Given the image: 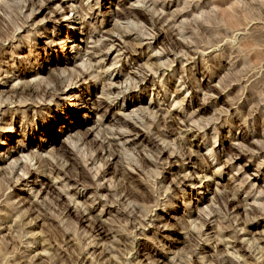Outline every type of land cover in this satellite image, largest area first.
Instances as JSON below:
<instances>
[{"label":"rangeland","instance_id":"1","mask_svg":"<svg viewBox=\"0 0 264 264\" xmlns=\"http://www.w3.org/2000/svg\"><path fill=\"white\" fill-rule=\"evenodd\" d=\"M46 2L0 0V264H264V0ZM58 76L57 98L14 92ZM123 173L146 194L125 197Z\"/></svg>","mask_w":264,"mask_h":264},{"label":"bare ground","instance_id":"2","mask_svg":"<svg viewBox=\"0 0 264 264\" xmlns=\"http://www.w3.org/2000/svg\"><path fill=\"white\" fill-rule=\"evenodd\" d=\"M51 2H53V0H47V2L46 3H51ZM147 6V5H146ZM134 8V7H133ZM133 9H131V10H127V8L125 9V11H122V14H125V15H127V17L130 15V14H132V11ZM120 12V11H119ZM118 12V13H119ZM28 17V16H27ZM156 21V23H158V21L157 20H155ZM155 23V24H156ZM123 35H121L120 37H122ZM119 36H116V40H120L121 41V38H120ZM114 41V40H113ZM115 43V42H114ZM173 45H174V47L176 46V44H177V42H175V41H173V42H171ZM171 45V44H170ZM93 50L92 51H90V53L88 54V56H89V58L90 59H92L93 57H96L97 55H99L98 53H99V51L101 50L99 47H97V46H94L93 48H92ZM190 51L191 52H193V56H195L194 54L196 53V51L195 50H192V49H190ZM108 52V51H107ZM104 54V53H103ZM191 55V54H190ZM86 67V66H85ZM80 75H82V74H80ZM147 76L148 75H146V76H144L142 79L143 80H146L147 79ZM86 77V76H85ZM52 82H53V86H51V83H49L48 85H43V84H37V85H33V84H30V83H26V85H22L21 87L19 86H15V93L16 92H18V93H21L23 96H28V95H30V97H31V95H33V94H35L36 92H40V90H41V92H43L44 93V95H50L52 98H57L58 96H60V94L64 91V89H63V79L60 77V76H58L57 78H55L54 80H52ZM73 83V82H72ZM79 83V82H78ZM82 83H85V82H82ZM142 83V82H141ZM74 84V83H73ZM115 83H113V82H109V94H116V95H118L119 94V92H120V90H121V88H119V86H113ZM112 86L113 87H116L117 88V90H118V92H116V91H112ZM73 87V86H72ZM76 87V86H75ZM20 94V95H21ZM108 94V93H107ZM108 94V95H109ZM107 102H109L108 101V99L105 97V98H103V99H94V104H95V106H96V109L97 110H104V108L106 107L105 106V104ZM110 103V102H109ZM34 104V103H33ZM111 106V105H110ZM201 109H204V107L203 108H201ZM106 111H107V109H105ZM112 110V109H111ZM109 111V110H108ZM107 113V112H106ZM105 113V114H106ZM85 115V114H84ZM161 115V114H160ZM141 118H143V117H141ZM162 118V117H161ZM85 119H87V115H85ZM114 119V118H113ZM158 119H160V117H158ZM130 120V119H129ZM129 122V121H128ZM127 122V123H128ZM132 122H134V121H132ZM137 122V121H136ZM167 122H169V121H167ZM135 124V126H137L136 125V123H134ZM169 124V123H168ZM130 125V124H129ZM170 125V124H169ZM171 125L173 126V123H171ZM170 125V126H171ZM70 128L73 126V123H69V125H68ZM131 128H132V126H131ZM136 129V128H135ZM134 130V129H133ZM129 132V131H128ZM132 131L130 130V134H132L131 133ZM135 133V132H134ZM1 134H3V131H0V135ZM26 134H27V132H26ZM118 134L119 135H124L125 133H123V132H118ZM135 135H136V133H135ZM148 135V139H149V143H152V144H154L155 143V140L154 139H152L153 138V136L152 135H150L149 133L147 134ZM152 137V138H151ZM72 138V135L70 134V135H68V137H67V139H71ZM113 139H115V138H112V137H110V136H107V135H105V136H102L101 137V139H100V142H101V145H102V148H101V152H103L104 150H108L109 148H111V149H109V151L110 150H114V151H112V153H116L117 152V144L118 143H116V141H114ZM71 144L73 143V146L74 147H76L75 146V144H74V142H73V140H70L69 141ZM31 143V142H30ZM29 143H27V145H28ZM20 147V146H19ZM23 146L21 145V148H22ZM166 146L164 147V149L162 150V152H164V151H166ZM14 152H17V148L16 149H14ZM110 153H111V151H110ZM172 155V154H171ZM116 157H119V154L117 153L116 154ZM121 157V156H120ZM77 158V157H76ZM79 158V157H78ZM147 159H149V158H147ZM143 160L145 161V157L143 158ZM77 161H79V160H77ZM85 161H87L86 159H85ZM37 162H40V164L41 163H43L44 165H42V166H47V167H49V169H50V171L52 172V173H55V172H59V171H61V172H64L65 173V177H67L68 179H70V180H72L73 181V183L77 186V188L79 187V186H81V187H84V188H86V189H90V190H94L96 193H99V192H101L102 190H115V189H113L111 186H103V185H101L100 183H98V182H93L92 180H91V177L90 176H87L85 173H84V171H83V168H81L82 166H80L78 163H76L77 164V166H78V169L77 168H75L73 171H72V173L70 174L69 173V171H67L66 169H63L62 167H60L59 166V164L58 163H56L54 160H51V159H47V158H42V155L40 156V158H39V160H37ZM71 162H73V161H71ZM88 162V161H87ZM159 162V164H160V161H158ZM169 163H171V161L169 162ZM83 164V163H82ZM71 165H73L72 163H71ZM86 166V165H85ZM160 166V165H159ZM32 166L30 165V163L29 164H27L26 163V174H30V175H32V177L34 176V174H35V171L33 170V168H31ZM73 167V166H72ZM100 168V169H99ZM98 168V171H97V174L100 172V176L103 174V173H105V171H106V168L104 167V165L102 166V168L101 167H99ZM47 169V168H46ZM85 169V168H84ZM219 171V170H218ZM60 173V172H59ZM96 174V175H97ZM123 174H125L124 176H126V178L127 179H129V184H127V183H124L123 184V191H125V197H127V198H130V197H137L138 196V193L136 194V189H135V187H137V189L139 190V186H137L136 184H133V182L132 181H130L131 180V176H130V178H129V176L126 174V173H123ZM47 177V176H46ZM57 177V176H56ZM90 177V178H89ZM12 178V177H11ZM11 178H7V184H9V185H13L14 183H13V180L11 179ZM48 178V180L49 181H45V180H43V182L41 183L42 185L43 184H46V187L48 188V190H49V184L51 185V182H52V180L54 181V177L53 176H48L47 177ZM58 178V177H57ZM6 179V178H5ZM124 179V178H123ZM197 179V178H196ZM202 179L203 178H201V179H198V182H202ZM132 180H133V178H132ZM16 181V180H15ZM19 180H17V182H18ZM134 181V180H133ZM136 182V181H135ZM208 183V185L210 186V182H207ZM55 184V183H54ZM40 185V184H39ZM52 185H53V183H52ZM63 186V185H62ZM43 187V186H42ZM45 187V188H46ZM52 187H54V186H52ZM139 187V188H138ZM143 187V186H142ZM145 187V186H144ZM67 188H69V187H67ZM64 190V189H63ZM142 190V189H141ZM144 190H146V189H144ZM148 190V189H147ZM65 192H66V188H65ZM138 192V191H137ZM139 193H140V191H139ZM216 193H217V190H216ZM59 194V193H58ZM146 193H144L143 194V192L141 191V194L139 195V196H143V195H145ZM138 196V197H139ZM141 196V197H142ZM215 196V195H214ZM218 198H220L221 199V197H223L226 201H227V204H229V205H232V203L233 202H235V198H233V197H231V194L230 193H228V192H218L217 193V195H216ZM60 197V196H59ZM145 197H147V196H145ZM144 197V198H145ZM140 198V197H139ZM149 198V197H148ZM57 200H58V198H56ZM56 200V201H57ZM60 200V199H59ZM58 200V201H59ZM70 202L71 203H73V207L75 206V213H76V215H78V216H81L82 218H86V219H84V220H90L91 218L93 219V220H96L97 219V215L96 216H94V215H92V213H93V210H94V208H95V206H93V205H89L88 207H86V208H82V206H80V205H78V203H77V201L75 200V199H73V197H71L70 198ZM145 200H146V198H145ZM148 200H150V199H148ZM148 200H146V201H148ZM57 201V202H58ZM255 202V201H254ZM75 203V204H74ZM33 206H36V207H39V206H41V204H39V202L37 201V202H35L34 204H33ZM66 207H67V205H66ZM12 208H14V207H12ZM16 208V207H15ZM68 208V207H67ZM8 209V208H7ZM253 209V208H252ZM19 210V209H18ZM70 210V209H69ZM256 209L254 208V215H256L255 216V218H257V219H260L261 218V216L260 215H258V213H255L256 211H255ZM67 211H68V209H67ZM87 211V212H86ZM71 212V211H70ZM48 213H42V215L44 216V218L45 219H53L51 216H49V215H47ZM41 216V215H40ZM81 217H78V219L79 218H81ZM96 217V218H95ZM100 217V216H99ZM3 220V219H2ZM55 220V219H54ZM100 220V219H99ZM99 220H97V221H99ZM103 222V221H102ZM101 222V223H102ZM98 223V222H97ZM96 224V223H95ZM98 224H100V223H98ZM54 225V224H53ZM105 226V225H104ZM193 227V226H192ZM228 230V229H227ZM102 232H105V230H103L102 229ZM226 233H227V231H225ZM228 232H229V230H228ZM108 234V233H107ZM192 234H194V233H192ZM200 234H202V233H199V235ZM231 234V233H230ZM238 235H236V234H234V235H232V237H233V239L231 240V242L233 243V246H235V247H237V249L238 248H240V247H238L239 246V237H237ZM192 237H193V235H192ZM194 237H196L195 235H194ZM231 237V236H230ZM196 239V238H195ZM94 241V240H93ZM45 245V244H44ZM91 245V244H90ZM93 245H94V243H93ZM93 245L91 246V247H93ZM222 262L224 263H228V262H230V259L229 258H224L223 260H221L220 261V263L222 264Z\"/></svg>","mask_w":264,"mask_h":264}]
</instances>
